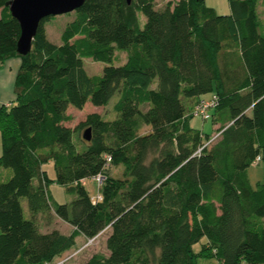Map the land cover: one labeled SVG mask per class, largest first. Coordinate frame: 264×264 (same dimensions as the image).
<instances>
[{"label": "trees", "instance_id": "16d2710c", "mask_svg": "<svg viewBox=\"0 0 264 264\" xmlns=\"http://www.w3.org/2000/svg\"><path fill=\"white\" fill-rule=\"evenodd\" d=\"M11 1L0 0V69L12 58L22 66L16 101L0 108V170L8 172L0 173V264H51L76 237L107 229L109 255L85 264H199L212 256L264 264V181L253 189L248 176L264 165L261 0H228L227 15L206 0H86L61 45L49 41L47 18L26 56L17 52ZM159 1L166 4L157 8ZM117 50L126 53L123 65H114ZM86 58L108 65L88 76ZM212 95L219 102L209 121L219 135L206 145L211 136L191 124L186 101ZM115 96L114 120L92 113L66 126L71 107H107ZM84 129L91 140L84 132L79 146ZM47 162L71 198L65 204L53 205L45 188ZM111 167L122 177L109 175ZM99 174L95 203L84 183ZM53 217L75 233L42 232Z\"/></svg>", "mask_w": 264, "mask_h": 264}, {"label": "rangeland", "instance_id": "374dc122", "mask_svg": "<svg viewBox=\"0 0 264 264\" xmlns=\"http://www.w3.org/2000/svg\"><path fill=\"white\" fill-rule=\"evenodd\" d=\"M208 5H217L218 14L225 15L229 12V1L228 0H207ZM166 2L159 1L157 3V8H162ZM76 17L75 12L60 15L56 17H52L45 23V29L47 33V37L49 41L54 45H61L62 44V33L66 27V25L72 22ZM147 19L145 16L140 15V24L143 28ZM126 53L117 50L114 65H123L126 58ZM84 62V70L88 74V76L94 75H101L104 68L108 65L103 62H96L92 59L86 58L83 60ZM209 98L205 96L204 99ZM195 99L186 101L188 112H193L194 108L196 107L193 105ZM118 101V96H115L107 107H94L91 103H87L83 110H77L75 108H70L68 114L72 117V121L66 123V126L74 129L76 128L81 122L86 120V117L92 113L100 114L106 120H114L116 115L113 111V107L115 103ZM194 106V107H193ZM193 107V108H192ZM146 109V107L142 108ZM194 127L200 130H206L204 133H209L211 138L210 141L204 140L205 144L208 145L212 143L218 137V125L214 123V121H204L200 117H195L192 121ZM149 129H143L142 133L148 132ZM85 129L81 131L79 138H77V142L79 146H81V141L83 140V134ZM76 136V134H75ZM43 170L46 171L48 177V184H45V188L51 198L53 205H62L71 200V198L66 193V188L59 183H57V169L53 162H47L43 165ZM108 174L115 178L122 177V171L119 168L111 167L108 171ZM248 176L253 189H256L258 185L264 181V165L258 164L253 165L248 170ZM37 183L41 182V179H36ZM85 188L90 193V196L93 198L97 197L98 194L102 193L101 186L94 181V179H87L84 183ZM22 205L24 208L25 216H29L28 210V202L26 199L22 200ZM54 229L59 230L64 236L71 237L75 233V230L68 224L64 223L62 220L58 219L57 217H53L52 224L47 225L46 222H41V230L42 232H50ZM111 230L107 229L105 232L101 233L94 239H86L82 236H78L75 238V245L70 250L62 253V255L56 257L51 264H85L93 255L96 254H104L109 255L107 250L106 241L108 236L110 235ZM207 239H202L201 242L197 243L194 246V251L196 253H201L203 251V247L206 246ZM199 264H220L218 259L215 257H199Z\"/></svg>", "mask_w": 264, "mask_h": 264}, {"label": "water", "instance_id": "95a60500", "mask_svg": "<svg viewBox=\"0 0 264 264\" xmlns=\"http://www.w3.org/2000/svg\"><path fill=\"white\" fill-rule=\"evenodd\" d=\"M86 0H13L9 3L12 16L21 27V37L17 52L26 56L32 51L33 41L41 22L47 18L76 12L83 7ZM131 4L132 0H127ZM84 139L91 140L90 129Z\"/></svg>", "mask_w": 264, "mask_h": 264}, {"label": "crops", "instance_id": "0c3cea01", "mask_svg": "<svg viewBox=\"0 0 264 264\" xmlns=\"http://www.w3.org/2000/svg\"><path fill=\"white\" fill-rule=\"evenodd\" d=\"M207 2L208 1L206 0V4ZM208 6L215 9V11L218 13L217 5H211V6L208 5ZM259 12L261 18L264 19V0H261L260 2ZM230 13H231V8L229 5V12L227 14ZM21 66H22V60L20 58H12L9 59L0 69V108L3 106L10 107L16 101L15 83L17 76L20 72ZM198 101L199 99H195L193 105L195 106V104H197ZM191 124L193 125L192 122ZM202 131L205 132L206 130L203 129ZM1 154H2V139L0 134V156ZM3 172L8 175V172L6 170L1 169L0 173Z\"/></svg>", "mask_w": 264, "mask_h": 264}, {"label": "built area", "instance_id": "2783aa9c", "mask_svg": "<svg viewBox=\"0 0 264 264\" xmlns=\"http://www.w3.org/2000/svg\"><path fill=\"white\" fill-rule=\"evenodd\" d=\"M219 99L216 95H212L209 98L202 99L199 101V103L196 105L194 109V115L196 117L202 118L204 121L211 120L213 116V112L218 106ZM261 161V158H258L257 163ZM112 159L108 158V163H111ZM94 181H96L100 186H102L105 177L102 174L97 175L95 178H93ZM94 202H100L102 200L101 194H98L97 197L93 198Z\"/></svg>", "mask_w": 264, "mask_h": 264}]
</instances>
